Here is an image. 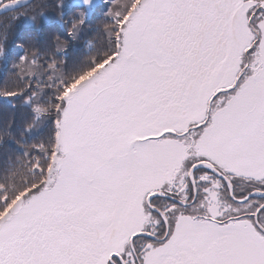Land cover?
Listing matches in <instances>:
<instances>
[{
	"label": "snow or ice",
	"instance_id": "obj_1",
	"mask_svg": "<svg viewBox=\"0 0 264 264\" xmlns=\"http://www.w3.org/2000/svg\"><path fill=\"white\" fill-rule=\"evenodd\" d=\"M102 7L107 13L110 5ZM132 11L135 17H115L105 64L114 67L100 86L122 102L124 119L96 175L121 182L136 226L100 258L112 242L113 221L83 219L88 231L68 264H174L181 220L199 219L190 210L207 206L203 222L215 221L220 230L240 213L236 207L237 219L227 222L213 214L225 200L255 202L250 221L264 214V174L247 190L236 184L251 174L244 165L264 168V0H142ZM16 226L0 223V242Z\"/></svg>",
	"mask_w": 264,
	"mask_h": 264
},
{
	"label": "trees",
	"instance_id": "obj_2",
	"mask_svg": "<svg viewBox=\"0 0 264 264\" xmlns=\"http://www.w3.org/2000/svg\"><path fill=\"white\" fill-rule=\"evenodd\" d=\"M80 2L32 0L0 14V217L17 200L47 185L65 97L74 84L108 61L114 47L115 17L131 11L138 0H98L91 7L87 2L76 6ZM105 3L110 5L107 13L102 7ZM89 16L91 20L85 23ZM238 179V189L247 190L256 183L251 177ZM227 203L243 207L238 219L251 216L256 209L251 207L255 202ZM199 212L204 209L194 211L197 216ZM230 219H237V213L227 214ZM237 232L234 229L199 253V264L222 259V243Z\"/></svg>",
	"mask_w": 264,
	"mask_h": 264
},
{
	"label": "rangeland",
	"instance_id": "obj_3",
	"mask_svg": "<svg viewBox=\"0 0 264 264\" xmlns=\"http://www.w3.org/2000/svg\"><path fill=\"white\" fill-rule=\"evenodd\" d=\"M141 3L142 1L139 2L138 6ZM130 15L135 17L136 12L133 11ZM113 67L114 65H109V67L105 68V65H103L88 78L78 82L69 89L58 121V139L56 141L55 154L52 158L53 167L49 173L48 185L37 196L34 195L28 199L17 200L11 209L0 218V223L4 224L12 220L17 221V226L10 229L6 234V238L0 242L2 246L15 239L19 233L26 232L39 213L51 210V208L55 207V204H57L56 206H77L78 202L99 195L102 187V181L96 175V169L100 167L99 157L108 148V145L118 138L119 133H114L110 140H106L105 145L107 147L104 146L103 142L97 139L98 132L90 117L92 116L93 118L95 110L102 109L106 105L115 104V107L118 108L122 103L115 99H109L108 95L100 87L108 81ZM108 108L104 109L103 112H108ZM123 119L118 120V122L122 123ZM243 170L251 173L253 180H255L254 176L256 174H264V168L252 164L244 165ZM53 188L56 189L55 193L52 192ZM107 192L110 191L107 190ZM101 193H106V191L101 190ZM110 199L105 201V203H109V207H106V209L116 214L118 211L123 212H121V220H113L115 227L113 225L109 226L113 233V239L111 244L105 249L102 258L110 250H116L123 243V239L127 234L136 226L137 213L129 209L123 202L125 199L124 195L120 198ZM225 205H228V207H225ZM126 207L127 210L124 211ZM235 208V206L228 204L226 200V203L224 202L219 208H214L211 211L215 215L223 213V220L227 222L229 221L227 220V214H236ZM239 208L240 212H242L243 207ZM205 210L210 211L207 206H205ZM206 215V212H201L196 222L183 218L178 233L195 232L197 240L192 237L191 242L197 248H203L204 246L206 247L208 242H211L213 235L217 239L219 236L230 234L234 228L238 229L239 227L249 235L229 236L222 243L224 260L230 259L233 261L232 264H264L262 259L259 261L262 256L264 257V236L260 235L258 229L254 226L253 220L240 219L230 227L220 230L214 226L215 221L212 223L203 222V217ZM261 219L264 222V214ZM122 225L125 227H121ZM31 227L33 228L34 225ZM249 237H252V240H255L257 244H254ZM191 242L186 239L182 245L187 246ZM257 255L260 256L257 258ZM2 256H6V252L0 254V259ZM216 264L219 263L217 262Z\"/></svg>",
	"mask_w": 264,
	"mask_h": 264
},
{
	"label": "flooded vegetation",
	"instance_id": "obj_4",
	"mask_svg": "<svg viewBox=\"0 0 264 264\" xmlns=\"http://www.w3.org/2000/svg\"><path fill=\"white\" fill-rule=\"evenodd\" d=\"M106 207H109V203L103 201L98 206H89L78 211L59 210L1 248L0 254L6 252V256L1 259L4 264H68L76 258L77 249L83 243L80 234L88 231L83 219L91 221L103 215L112 221L121 220L120 211L116 214ZM198 254L195 248L190 247L189 251L175 252L170 260L174 264H183L185 260H188V264H199L201 254ZM89 259L96 260L97 257L89 254Z\"/></svg>",
	"mask_w": 264,
	"mask_h": 264
},
{
	"label": "water",
	"instance_id": "obj_5",
	"mask_svg": "<svg viewBox=\"0 0 264 264\" xmlns=\"http://www.w3.org/2000/svg\"><path fill=\"white\" fill-rule=\"evenodd\" d=\"M29 1H31V0H10V1H6V2L0 4V13L7 11L9 9H12L14 7H17L19 5L28 3ZM255 222L259 228L264 229L259 223H257L256 220H255Z\"/></svg>",
	"mask_w": 264,
	"mask_h": 264
}]
</instances>
